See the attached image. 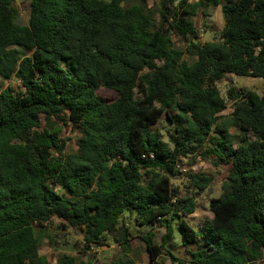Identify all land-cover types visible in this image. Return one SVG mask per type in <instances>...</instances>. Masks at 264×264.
<instances>
[{
  "label": "trees",
  "instance_id": "obj_1",
  "mask_svg": "<svg viewBox=\"0 0 264 264\" xmlns=\"http://www.w3.org/2000/svg\"><path fill=\"white\" fill-rule=\"evenodd\" d=\"M30 6L20 25L14 0H0V79L23 87L0 91V264H50L40 231L54 218L103 247L126 214L140 226L165 221L160 243L154 232L143 237L151 262L175 246L180 219L183 244L198 247L196 264L264 263V91L230 89L234 108L223 118L218 88L227 74L264 79V0H161L160 26L145 0ZM212 6H221L225 25L219 41L202 43L192 19ZM173 34L187 40L192 62ZM101 88L117 100L108 103ZM42 115L47 126L38 132ZM163 115L172 148L156 129ZM56 117L81 134L76 151L66 153L52 134ZM192 156L229 167L200 232L184 218L194 199L179 198L172 185L181 158ZM189 176L207 188L208 178ZM58 264L79 263L65 253Z\"/></svg>",
  "mask_w": 264,
  "mask_h": 264
},
{
  "label": "rangeland",
  "instance_id": "obj_2",
  "mask_svg": "<svg viewBox=\"0 0 264 264\" xmlns=\"http://www.w3.org/2000/svg\"><path fill=\"white\" fill-rule=\"evenodd\" d=\"M110 2L111 0H104ZM144 0H129V3L136 4L142 3ZM152 10L156 19L157 26H160L163 22L159 15L160 1L161 0H145ZM196 1V0H191ZM30 2L31 0H14V5L19 11L18 24L28 25L30 19ZM193 23L199 31V41L202 43L219 41L221 31L224 28L225 21L222 13L221 6H212L207 14L204 15L201 11L198 12L196 17H193ZM163 24V23H162ZM166 27L168 26L167 23ZM174 47L186 52L187 40L177 34L172 35ZM20 57L28 55V53L21 48H18ZM183 60L186 62H192L187 53L184 54ZM6 88H11L15 91H23L20 81L13 77L7 81L0 79V91ZM218 88L222 97L227 102V109L220 113V117H226L233 111L234 104L229 98L228 92L233 89L235 92H247L253 91L261 95L264 91V79L250 78V77H238L233 74H227L224 80L218 84ZM144 85L139 82L136 90L135 97L140 99L144 94ZM98 95L104 98L108 103H113L117 100V94L109 89L101 88L98 90ZM56 123L55 127L51 129L52 134L61 139L64 142V151L70 153L77 150V143L81 137L78 130L74 129L69 123L66 125L63 121L57 117L53 119ZM46 119L44 115L41 116V125L37 129L38 132H43L46 129ZM172 125L163 115L159 124L156 126L162 135L163 141L168 143L172 148V144L169 142L168 131ZM236 134H238L236 132ZM179 174L172 179L173 188L177 191V195L181 199L193 198L196 205V210L193 214L184 215L185 220L191 223L198 232L203 227L205 222L212 219L213 214L209 208V202L213 198H218L222 195L223 184L227 179V173L229 167L217 166L211 160L203 158V156H192L181 158L178 166ZM190 174H198L202 177L209 179V184L205 190L197 189L191 182ZM126 223L124 226L123 223ZM165 225V221L162 220L152 226H140L135 222V216L126 214L124 220L120 224V231L107 238V242L103 247H96L94 245H87L84 242L82 234L73 229H63L60 225V221L56 218L53 219L52 224L48 225L47 229H41L40 235L42 238V245L40 247V254L45 256L50 264H58L60 257L63 254H69L76 257L77 263L85 262L88 264H125L127 259H131L135 264H196L194 258L191 255L192 251H196L198 247L196 244L184 245L182 239V233L180 228V219H176L173 222L174 229V244L173 247H167L162 251V255L155 262L150 261L149 254L146 249L144 236H147L150 232L155 233V239L157 242H161V237L166 234V228L161 225ZM123 227L127 228L130 250H125ZM120 241V242H118ZM172 253V255L170 254ZM259 264H264L260 260Z\"/></svg>",
  "mask_w": 264,
  "mask_h": 264
}]
</instances>
